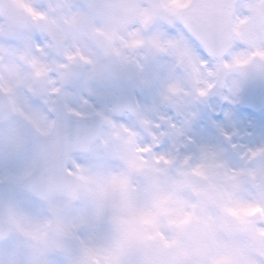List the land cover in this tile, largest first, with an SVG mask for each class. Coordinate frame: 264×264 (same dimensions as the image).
I'll return each instance as SVG.
<instances>
[{
    "label": "rangeland",
    "instance_id": "obj_1",
    "mask_svg": "<svg viewBox=\"0 0 264 264\" xmlns=\"http://www.w3.org/2000/svg\"><path fill=\"white\" fill-rule=\"evenodd\" d=\"M238 43H241V40L235 42L229 60L239 55ZM227 95L231 99L237 98L232 88L231 92L227 91ZM249 120L244 118L245 123ZM112 125L114 126L111 131L107 127L103 129L100 140L90 153L81 157H71L69 166L77 169V173H73L69 167L70 173L77 175L83 170L78 160L103 161L105 158H109L123 160L124 163L125 161L135 160L137 164L135 150L132 148V146H135L134 148L138 146L137 140L135 141L134 126L125 120L112 122ZM243 129L244 127L238 128L237 132L239 133ZM120 131H124L126 135L119 137ZM158 132V135L162 138L164 129ZM27 141L28 138L21 136H0V174L10 176L9 184L11 186L17 184L33 170L36 161L35 153L32 150L29 157L22 161H6L5 154L9 157L14 156L20 151L21 144L24 146ZM163 161L159 160L156 164L163 166L162 169L155 168L156 172H166ZM79 181L80 191L76 201L56 200L50 206L41 204L33 207L31 204L34 203L27 201V196L25 197V195L16 191L12 193L11 199L14 209L11 205V211L14 213L15 228H13L10 239L0 243V259L3 260L4 264H79V260L85 252L97 254L98 257L104 254L106 246L96 230L94 216V214L101 213L103 210L89 206L82 195L85 191L83 178L81 177ZM233 188L236 187L233 186ZM16 194L24 199L17 200L16 196L14 197ZM188 203L193 204L190 201L176 202L178 207L171 214V219L174 222L182 223L183 211ZM228 204L227 202L226 207H228ZM242 204L244 205L243 211H245L248 208L245 201L237 200L236 207ZM41 206L48 207V209L45 210ZM17 207L26 210V212L17 210ZM251 207H255V205H251L248 209ZM46 212L50 213L51 218L48 217ZM42 217H44V220ZM62 243H68L75 249L73 259H66L56 252L58 245ZM154 247L160 251L156 246Z\"/></svg>",
    "mask_w": 264,
    "mask_h": 264
},
{
    "label": "clouds",
    "instance_id": "obj_2",
    "mask_svg": "<svg viewBox=\"0 0 264 264\" xmlns=\"http://www.w3.org/2000/svg\"><path fill=\"white\" fill-rule=\"evenodd\" d=\"M40 47H44L43 42ZM32 150L30 143L25 144L14 156L5 154V160H25ZM147 158L151 161V155ZM78 163L83 170L70 179L82 177L84 199L90 207L103 210L94 216L96 230L106 246V251L99 257L85 252L79 264H170L168 254L140 241L156 229L166 227L171 212L178 207L176 196L182 178L171 172H155L149 168L131 170L119 159L78 160ZM69 167L77 173V169ZM152 168L162 169L163 166L153 164ZM225 206L227 202L224 205L210 203L208 211L219 217L223 215ZM232 259L228 251L221 250L193 257L191 264H199L200 261L203 264H231ZM0 264H4L2 259Z\"/></svg>",
    "mask_w": 264,
    "mask_h": 264
},
{
    "label": "snow or ice",
    "instance_id": "obj_3",
    "mask_svg": "<svg viewBox=\"0 0 264 264\" xmlns=\"http://www.w3.org/2000/svg\"><path fill=\"white\" fill-rule=\"evenodd\" d=\"M200 53H201V59L204 63H207V61H204L203 60V57L206 56L208 53L206 50H200ZM31 103L33 104H36L37 108L39 109L40 111V114L43 115V117L45 119H50V120H53L55 121V118H56V115H57V111H56V107L55 105L51 102V101H48L47 103H44V100H41L39 102L33 100L31 101ZM40 104H44V107L41 108L40 107ZM225 117H227V114H223ZM173 120L176 119L175 115H173L171 117ZM226 139L228 140H231L232 137L231 136H226Z\"/></svg>",
    "mask_w": 264,
    "mask_h": 264
},
{
    "label": "flooded vegetation",
    "instance_id": "obj_4",
    "mask_svg": "<svg viewBox=\"0 0 264 264\" xmlns=\"http://www.w3.org/2000/svg\"><path fill=\"white\" fill-rule=\"evenodd\" d=\"M26 43H27V47L30 48V47H31V44L33 43V41H31V40H27ZM39 65H40V64H39ZM39 65H38V66H39ZM61 66H62V63L58 65V68H57V69H62ZM38 68H39V67H38Z\"/></svg>",
    "mask_w": 264,
    "mask_h": 264
}]
</instances>
